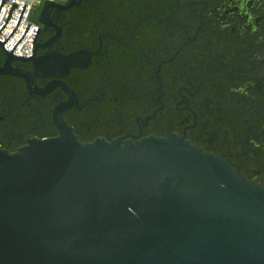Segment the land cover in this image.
Segmentation results:
<instances>
[{"label": "flooded vegetation", "instance_id": "obj_1", "mask_svg": "<svg viewBox=\"0 0 264 264\" xmlns=\"http://www.w3.org/2000/svg\"><path fill=\"white\" fill-rule=\"evenodd\" d=\"M41 19L33 60L12 66L39 91L72 90L61 117L79 141L175 135L264 185V0H53ZM67 100L0 75V127L34 113L0 146L57 136L53 110Z\"/></svg>", "mask_w": 264, "mask_h": 264}, {"label": "water", "instance_id": "obj_2", "mask_svg": "<svg viewBox=\"0 0 264 264\" xmlns=\"http://www.w3.org/2000/svg\"><path fill=\"white\" fill-rule=\"evenodd\" d=\"M24 7L0 42V75L22 77L29 93L59 86L68 100L53 110L57 136L0 146V264H264V185L175 135L79 141L61 117L72 90L39 91L12 66L33 60L36 33L29 57L12 55L29 25L3 47ZM62 59L64 72L76 63Z\"/></svg>", "mask_w": 264, "mask_h": 264}, {"label": "built area", "instance_id": "obj_3", "mask_svg": "<svg viewBox=\"0 0 264 264\" xmlns=\"http://www.w3.org/2000/svg\"><path fill=\"white\" fill-rule=\"evenodd\" d=\"M48 0H4L0 8V28L6 21L11 5L16 4V8H12L7 23L0 31V42H3L15 27L17 19L20 15L23 5H25L21 17L14 32L3 44L6 51H10L19 38L22 36L27 25L28 29L17 45L14 47L12 55L20 57H29L32 51V39L37 31L36 17L42 4ZM1 3V0H0ZM35 40V39H34Z\"/></svg>", "mask_w": 264, "mask_h": 264}, {"label": "trees", "instance_id": "obj_4", "mask_svg": "<svg viewBox=\"0 0 264 264\" xmlns=\"http://www.w3.org/2000/svg\"><path fill=\"white\" fill-rule=\"evenodd\" d=\"M33 116L34 113L32 111V108L25 109L21 112L15 110L11 114V119L6 121L5 124H3L0 127V132L1 133L5 131L15 132V133L16 131L25 132L30 128Z\"/></svg>", "mask_w": 264, "mask_h": 264}]
</instances>
